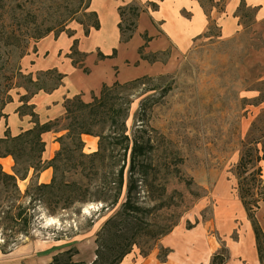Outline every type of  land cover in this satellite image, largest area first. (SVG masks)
<instances>
[{
	"label": "rangeland",
	"instance_id": "374dc122",
	"mask_svg": "<svg viewBox=\"0 0 264 264\" xmlns=\"http://www.w3.org/2000/svg\"><path fill=\"white\" fill-rule=\"evenodd\" d=\"M201 1L209 12L208 31L189 50L175 54L171 69L113 90L112 102L119 108L117 125L113 126L104 112L94 116L86 111L82 120L92 134L82 136L83 152L91 155L100 151L101 157L78 159L76 163L82 161L79 165L73 161L59 164V188L43 196L30 189L23 200L34 218L24 234H16L19 227H0V249L8 251L3 254L0 250V264H50L54 256L66 251L78 252L74 262L92 264L98 249L106 250L105 246L120 235L131 237L137 223L133 215L131 228L122 222L108 235L103 228L109 220L119 221L125 214L127 185L118 196L110 174L123 165L125 183L133 177L131 148L126 159L123 155L126 145H132L135 138L149 144L144 157L148 173L135 175L139 193L134 201L145 210L137 219L144 225L140 226L142 237L127 255L134 252L154 262L157 258L153 253L158 256L160 248H165L184 264H210L213 254L225 245L230 256L227 264H260L253 226L239 198V188L261 169V179L253 183V196L247 200L252 202L250 206L264 234V160L255 162L257 156L264 155V18L257 17L255 9L245 8L238 19V31L227 39L211 19L213 11L220 12L225 5L219 3L217 7L212 0ZM139 3L144 4L143 0H131L125 6L140 7ZM91 6L92 0H0L1 102L9 101L7 93L11 91L26 92L28 99L42 91L39 88L51 92L57 83L53 76L30 75L22 68L23 58L49 36L57 40L66 35L73 39V45L77 41L74 57L84 67L87 54L79 52V40L74 38L78 31L84 35L88 29L90 33L98 31L93 24L99 16L93 14ZM122 27L125 38L129 23L123 22ZM143 39L146 45L150 42L146 36ZM144 51L139 49L138 53L149 63L167 64L171 59V49L146 56ZM97 54L100 59L99 50ZM24 111L32 113L28 107ZM68 123L63 117L56 128L61 130ZM61 133L59 137L67 131ZM84 136L94 138L95 145L91 146L87 138L84 141ZM66 143L70 145L69 140ZM250 149L252 157L246 154ZM243 156L250 165L241 175L237 167ZM21 162L19 169L24 166L23 159ZM80 168L85 169L86 178L79 174ZM36 182L38 177L32 172L26 182L19 181V187L25 193ZM70 183L78 184L79 191L92 201L65 207L66 186ZM6 204L0 201V215H4ZM180 239L189 242L180 245ZM140 248L149 255L143 256Z\"/></svg>",
	"mask_w": 264,
	"mask_h": 264
},
{
	"label": "crops",
	"instance_id": "0c3cea01",
	"mask_svg": "<svg viewBox=\"0 0 264 264\" xmlns=\"http://www.w3.org/2000/svg\"><path fill=\"white\" fill-rule=\"evenodd\" d=\"M244 1L247 7L257 11V17L264 18V0ZM129 2L131 0H92L91 9L99 16L100 29L92 31L88 37L77 29L74 38L79 40V52L87 54L83 68L80 67L81 62L77 67L69 58L73 39L66 35L57 40L49 36L23 58L22 68L25 73L36 76L56 70L64 75V79L56 90L35 92L26 100L22 99L27 97L26 92H8L7 96L10 98L9 101L3 102V117L0 119V139L5 138L6 132H9L11 137H17L33 129L36 123L43 125L61 120L65 116L64 104L68 99L79 96L88 104L93 102V98L99 97L104 85L111 86L116 82L125 84L143 76L168 72L175 54L189 50L194 41L208 31L210 19L197 0H143L144 4H139L145 12L137 22V31L129 42L121 44L119 25L122 21L119 8L126 7ZM241 2L242 0H225L224 10L220 12L214 10L211 15V19L219 26L224 38H232L239 29L240 17L237 12ZM151 3H157L158 9L152 10ZM143 36L150 39L147 45ZM143 46L145 56L163 54L171 49L170 61L167 64L149 63L138 53ZM98 50L106 57H111L116 51L117 56L105 60L99 59ZM85 69H89V72L86 73ZM25 107L31 108L32 113L25 112ZM32 114L35 115V120ZM61 134L52 131L42 135V140L45 142L43 163H48L60 149L57 138ZM86 138L89 141L85 140ZM83 139L91 146L95 145L94 138L84 136ZM0 163L5 172L13 173L15 162L12 157L0 159ZM52 178V168L40 172L38 176L41 184H49ZM186 244L188 243H183ZM187 251L184 250V253ZM155 253L153 257L157 260L155 259L154 262H149V257L146 259L131 252V256L127 255L120 264H184L185 262L174 253H171L165 262H161Z\"/></svg>",
	"mask_w": 264,
	"mask_h": 264
},
{
	"label": "trees",
	"instance_id": "16d2710c",
	"mask_svg": "<svg viewBox=\"0 0 264 264\" xmlns=\"http://www.w3.org/2000/svg\"><path fill=\"white\" fill-rule=\"evenodd\" d=\"M201 7L204 9L206 15H209V12L206 11L204 4L201 0H197ZM225 0H218L217 3H215V0H212V3L216 4L218 7L219 3H222L224 6ZM150 8L152 10H157L158 6L154 3L150 4ZM248 8L245 4V1L242 0L240 7L238 9L239 17L241 18L240 14L245 11L244 9ZM249 9V8H248ZM251 9V8H250ZM249 9V10H250ZM224 10V9H223ZM220 10V11H223ZM120 17H121V24L120 32H121V42L127 43L129 42L137 28V22L141 16L142 13L145 12V10L140 6L131 4L130 6L121 7L119 8ZM128 12V13H127ZM94 15H96L95 12H93ZM129 15L128 18H126V15ZM97 16V15H96ZM127 22L129 23L128 31L129 35L124 38V31L122 27V23ZM93 28L95 30L100 29L99 21L97 20L96 23L93 24ZM90 33V30H86L85 35L88 36ZM127 33V32H126ZM71 36V34H69ZM78 43L75 41L73 47H72V53L69 55V58L73 60V64H79L81 61L78 62L77 59H75L74 55L77 53L76 47ZM144 48L141 47L140 51ZM116 55V51H114L113 56ZM108 58L106 56H103L100 54V59ZM47 76H53L54 79L57 80V83L51 91L56 90L58 87L61 86L62 81L64 79V75L58 73L56 70H51L46 73H44ZM143 79V78H142ZM142 79H136L134 82L140 81ZM121 86L120 83L116 82L112 86L104 85L102 88V91L100 93L99 97L93 98V102L91 103H84L79 96L74 97L73 99H68L65 101V109L66 113L64 116V120L69 121L68 125L61 130H58L56 127L58 126L59 120H56L54 122H49L46 124H39L36 123L35 127L31 130H28L21 135L17 137H11L9 132H6L5 138L0 139V159L6 158V157H12L15 166L13 173H7L4 171L3 166L0 163V201H4L6 204V210L2 211L4 215H0V227L2 228H8V227H19L16 230V234H24L26 233L29 224L32 222L34 216L33 214L28 213L29 209L24 204V197H27L30 194V189L33 187V189L37 190L38 194L40 196H43L44 192L46 191H54L56 188H59L60 181V173H59V164L62 162H71L73 163L75 161L89 158L91 160H96L101 157V153L99 152L93 153L91 155H86L84 150V142L82 140L83 135H91L92 132L90 131L89 127H87V124L84 120H82V117H85L86 111L92 113L94 116L98 114V112H104L106 114L112 125L118 124V116H119V108H117V104L112 102V93L115 88H119ZM38 90H43L42 88H39ZM23 100H26V97L22 98ZM4 103L0 101V119L3 117L2 111H3ZM33 119L35 118V115L32 114ZM102 117V116H99ZM61 132V131H67V134L65 136H61L58 139L59 144L61 145V149L56 153L55 157L50 160L48 163H43L42 161V154L45 151V142L42 140V135L48 132ZM99 136V135H97ZM128 139V138H127ZM70 141V145L66 143V141ZM128 141V140H127ZM72 144V145H71ZM132 145L128 144L124 148V155L123 158L126 159L127 152L132 150L131 153V167L130 172L133 177H130L129 182L127 181L125 183V166H120V170L113 171V167H110V170L112 171V176L110 174V177L112 178L111 182L116 185V190H118L119 194L121 195L123 192V189L125 185H127V197L126 202L123 205L125 214L123 217H126L128 215V218H125L122 220L123 217L119 221H117L115 218L109 220L105 223V226L103 228V232L105 235L108 233H111L113 231V228H119L120 225H122V222H124L125 226L127 228H131V219L133 215V219L137 221L136 224H134V231L131 237H126L125 235H120L118 238L113 239V243L109 244V246H105L106 250H102L101 248L97 250V258L92 264H120L123 258L130 253L132 247L134 244H136L137 239L142 237L140 236V231L142 230L140 226H143V222L140 219H137V215H142L144 213V209L138 206V204L135 203L134 197L139 193L138 189V182L137 178H135V175L137 173H141L142 171L148 173V168L146 164L144 165V157L147 154L149 144H146L144 142L139 141L137 138L132 140ZM103 142L101 138L100 147H102ZM264 147V146H263ZM72 153H75L76 155H73ZM253 150L250 149L246 153L249 156H253ZM259 154V151L257 150V155ZM256 155V156H257ZM243 159L239 163L237 167V171L244 175L248 172V166L250 165L248 160L245 158V156L242 157ZM23 159V168L19 169L21 165V160ZM264 160L263 156H257L255 158V162H261ZM82 162H75L74 164H78ZM83 164V163H82ZM81 164V165H82ZM119 165V164H117ZM52 168L53 170V178L49 184H40L39 182H36L35 185L32 184L30 188L26 190L25 193H23L19 187V181H25L28 179L29 174L31 171L34 172V175L38 177L39 173L48 169ZM85 172V169L80 168L79 174H82L81 177L86 178L87 175L83 174ZM146 173V174H147ZM63 174V173H62ZM145 174V175H146ZM261 169L258 168L257 171L253 172L251 174L250 179H245L243 183L240 185L239 191V198L241 200V203L245 209V211L248 214V218L252 223L254 236L256 240V246H257V253L258 258L260 261V264H264V234L261 231V228L259 227V224L257 223L255 219L254 211L252 210V206L250 201L247 200V197H252V188L254 187L257 178L261 179ZM114 177V178H113ZM62 180V179H61ZM252 182V184H249ZM34 185V186H33ZM68 194L65 198V207H68L70 205H73L77 202H90L92 201L90 197L85 198V195L80 192V187L76 183H70L68 186ZM90 190V187L87 188ZM75 191H79L76 196L74 195ZM138 192V193H137ZM84 195V196H83ZM87 195V192H86ZM82 196V200H77L78 197ZM89 196V194H88ZM35 200H31L33 202ZM257 202H255L256 204ZM254 204V205H255ZM1 207V205H0ZM65 209V208H63ZM120 215V214H119ZM119 217V218H120ZM129 219V220H128ZM24 227V228H21ZM194 228V226L192 227ZM171 232V231H170ZM170 232L166 233L164 236L168 235ZM2 248V247H1ZM3 254H7L8 251L4 248L0 249ZM140 252L143 256H148L149 253L147 250L145 251L143 248H140ZM78 252L71 253L70 251H66L60 254H57L53 257V260L50 264H85V263H77L73 261L74 256ZM170 254V251L165 248H160V253L158 255V259L161 262H165L168 255ZM61 255H67V258H62ZM230 259L229 251L227 250L225 245H222L221 249H219L216 253L213 254L211 258L210 264H227Z\"/></svg>",
	"mask_w": 264,
	"mask_h": 264
},
{
	"label": "bare ground",
	"instance_id": "6f19581e",
	"mask_svg": "<svg viewBox=\"0 0 264 264\" xmlns=\"http://www.w3.org/2000/svg\"><path fill=\"white\" fill-rule=\"evenodd\" d=\"M177 242H178V244H180V245H183V243H188L187 241H185V240H177ZM248 247V245L246 244V246H245V249Z\"/></svg>",
	"mask_w": 264,
	"mask_h": 264
}]
</instances>
